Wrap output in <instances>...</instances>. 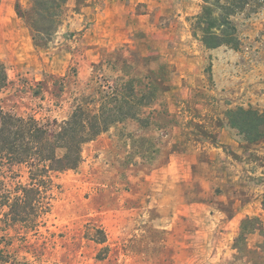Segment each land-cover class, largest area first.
I'll return each instance as SVG.
<instances>
[{"label":"rangeland","instance_id":"1","mask_svg":"<svg viewBox=\"0 0 264 264\" xmlns=\"http://www.w3.org/2000/svg\"><path fill=\"white\" fill-rule=\"evenodd\" d=\"M17 1L33 5L0 0L5 111L68 117L96 94L95 64L110 56L165 87L147 125H113L84 145L77 169L57 175L45 225L0 221V264H251L235 244L247 217L263 226L247 246L264 241V139L247 141L227 112L264 107V0L232 17L239 49L202 43L193 25L204 0H68L48 47L34 43ZM25 170L0 173L12 187ZM94 226L105 243L87 235Z\"/></svg>","mask_w":264,"mask_h":264},{"label":"trees","instance_id":"2","mask_svg":"<svg viewBox=\"0 0 264 264\" xmlns=\"http://www.w3.org/2000/svg\"><path fill=\"white\" fill-rule=\"evenodd\" d=\"M68 0H33L29 9L16 3V11L32 31L37 46L48 47L62 22ZM202 11L196 15L193 27L201 32L200 40L208 48L227 45L239 49L242 38L235 20L249 0H204ZM107 57L95 64L93 80L98 83L95 95H89L62 120L42 121L34 115L5 111L0 104V172L4 167H25L27 180H17L8 187L0 173V221L9 225L21 224L32 230L45 225L57 186L59 173L77 169L83 161V147L117 123L136 120L149 123L145 110L164 90L163 78L145 73L131 65L116 64ZM9 76L0 60V92ZM229 123L249 142L264 139V107L237 106L227 112ZM16 177H22L19 173ZM10 222V223H9ZM90 239L105 243L103 228L93 227ZM263 229L261 220L247 217L236 238L235 247L241 254L249 253L251 264H264V241L255 248L245 243L246 235ZM244 244V245H243ZM101 258L105 256H100Z\"/></svg>","mask_w":264,"mask_h":264}]
</instances>
